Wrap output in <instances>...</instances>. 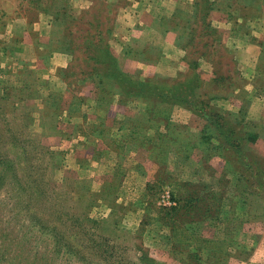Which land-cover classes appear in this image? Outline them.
<instances>
[{"label":"rangeland","instance_id":"1","mask_svg":"<svg viewBox=\"0 0 264 264\" xmlns=\"http://www.w3.org/2000/svg\"><path fill=\"white\" fill-rule=\"evenodd\" d=\"M0 264H264V0H0Z\"/></svg>","mask_w":264,"mask_h":264}]
</instances>
